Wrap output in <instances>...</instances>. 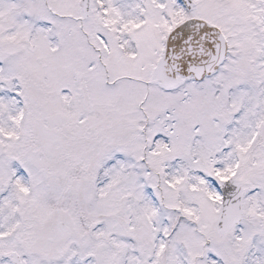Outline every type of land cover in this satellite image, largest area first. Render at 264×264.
<instances>
[{
    "label": "snow or ice",
    "instance_id": "6c2138e0",
    "mask_svg": "<svg viewBox=\"0 0 264 264\" xmlns=\"http://www.w3.org/2000/svg\"><path fill=\"white\" fill-rule=\"evenodd\" d=\"M0 264H264V0H0Z\"/></svg>",
    "mask_w": 264,
    "mask_h": 264
}]
</instances>
